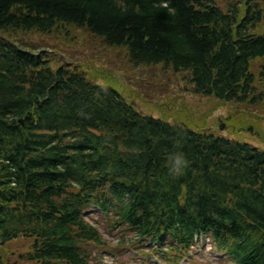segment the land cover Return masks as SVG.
<instances>
[{"label": "trees", "instance_id": "16d2710c", "mask_svg": "<svg viewBox=\"0 0 264 264\" xmlns=\"http://www.w3.org/2000/svg\"><path fill=\"white\" fill-rule=\"evenodd\" d=\"M60 27L126 49L137 68L186 74L195 95L263 99L251 66L264 57V0H0V250L30 239L13 264H90L82 247L101 237L83 208L115 200L140 236L188 245L211 227L239 264H264V151L144 116L17 40ZM178 149L189 164L176 174Z\"/></svg>", "mask_w": 264, "mask_h": 264}, {"label": "rangeland", "instance_id": "374dc122", "mask_svg": "<svg viewBox=\"0 0 264 264\" xmlns=\"http://www.w3.org/2000/svg\"><path fill=\"white\" fill-rule=\"evenodd\" d=\"M237 1L217 0V3L226 9L230 3ZM17 40L37 51H47L57 66L67 63L86 74L91 81L115 87L145 115L184 125L198 133L225 137L264 150V80L260 75L264 58L253 61L251 66L255 76L254 89L257 95H263V99L258 103L241 106L195 95L186 74H174L162 66L137 68L130 63L126 49L109 47L102 39L84 29L60 27L46 35L36 32L21 34ZM221 125H224L223 130L220 129ZM93 220L103 233V245L87 247V253L94 264H154L153 259L158 255H152L153 244H133L130 241L131 234L125 239L119 230L114 231L105 226L107 221L101 216L97 221ZM124 239L129 244H123ZM199 244L200 248L196 246L191 255H182L179 264L229 263L227 258L216 256L212 240L200 239ZM32 245V240L19 239L4 247L1 253L7 261L15 262ZM156 252L160 253V249ZM183 256L186 258L183 259ZM161 263L158 260L157 264Z\"/></svg>", "mask_w": 264, "mask_h": 264}, {"label": "clouds", "instance_id": "9594fccd", "mask_svg": "<svg viewBox=\"0 0 264 264\" xmlns=\"http://www.w3.org/2000/svg\"><path fill=\"white\" fill-rule=\"evenodd\" d=\"M189 164L186 154L182 150L171 152L168 156L169 171L172 173H180Z\"/></svg>", "mask_w": 264, "mask_h": 264}]
</instances>
